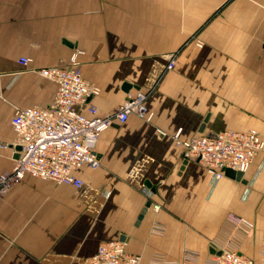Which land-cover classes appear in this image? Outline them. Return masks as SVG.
<instances>
[{
    "label": "crops",
    "instance_id": "crops-1",
    "mask_svg": "<svg viewBox=\"0 0 264 264\" xmlns=\"http://www.w3.org/2000/svg\"><path fill=\"white\" fill-rule=\"evenodd\" d=\"M75 48L83 77L98 88L80 113L91 116L89 104L113 113L141 90L147 114L99 134V165L75 171L79 187L29 174L12 180L0 197V264H82L114 239L139 264L179 260L184 250L210 264L230 213L253 223L237 248L258 263L264 152L244 181L216 178L184 160L174 135L252 129L264 140V0H0V174L16 158L15 109L53 99L55 83L37 70L68 65Z\"/></svg>",
    "mask_w": 264,
    "mask_h": 264
},
{
    "label": "built area",
    "instance_id": "built-area-1",
    "mask_svg": "<svg viewBox=\"0 0 264 264\" xmlns=\"http://www.w3.org/2000/svg\"><path fill=\"white\" fill-rule=\"evenodd\" d=\"M75 48L66 66L40 67L38 73L52 80L55 93L46 106L33 105L16 108L11 119L15 132L13 146L18 145L14 165L10 171L0 174V197L17 176L29 174L54 183L71 184L79 187L83 180L75 171L82 165L96 168L99 159L94 150L99 134L113 122L123 123L130 114L139 117L147 114L146 93L141 90L128 92L126 99L115 112L98 114L97 107H87L91 116L77 110V105L85 103L98 93L96 85L85 79L81 73ZM28 57L21 56L20 64H26ZM172 66V60L167 68ZM179 130L174 137L182 147L184 159H195L216 178L224 175L230 168L244 172L258 151L264 152V140L255 130L222 129L214 137L198 135L188 140L178 139ZM5 147V144H2ZM157 208L158 205H155ZM253 223L236 214H228L212 246L219 254L213 255L210 264H264V236L260 245V261L242 254L237 243L251 229ZM151 230L161 233L163 226L153 223ZM140 256L126 250L123 240L101 241L96 251L86 257L82 264H139ZM155 264H197L195 252L184 250L179 260H167L163 255H154Z\"/></svg>",
    "mask_w": 264,
    "mask_h": 264
},
{
    "label": "water",
    "instance_id": "water-1",
    "mask_svg": "<svg viewBox=\"0 0 264 264\" xmlns=\"http://www.w3.org/2000/svg\"><path fill=\"white\" fill-rule=\"evenodd\" d=\"M208 136L210 137H214L215 136V133H208L207 134ZM14 149L16 150V153H15V157H17V151L20 149V147L18 145H14ZM186 161V159H184ZM224 173L230 177H233L237 180H242L244 181V179H242V172L241 171H237V170H233V169H230V168H226L224 170ZM210 251L215 254H219L220 252L219 251H215L214 249H210Z\"/></svg>",
    "mask_w": 264,
    "mask_h": 264
}]
</instances>
